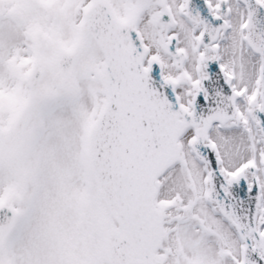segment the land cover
<instances>
[{"label":"snow or ice","instance_id":"6c2138e0","mask_svg":"<svg viewBox=\"0 0 264 264\" xmlns=\"http://www.w3.org/2000/svg\"><path fill=\"white\" fill-rule=\"evenodd\" d=\"M0 264H264V0H0Z\"/></svg>","mask_w":264,"mask_h":264}]
</instances>
